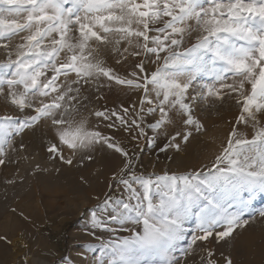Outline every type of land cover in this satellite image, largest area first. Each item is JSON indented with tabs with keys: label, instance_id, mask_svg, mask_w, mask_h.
I'll use <instances>...</instances> for the list:
<instances>
[{
	"label": "snow or ice",
	"instance_id": "1",
	"mask_svg": "<svg viewBox=\"0 0 264 264\" xmlns=\"http://www.w3.org/2000/svg\"><path fill=\"white\" fill-rule=\"evenodd\" d=\"M0 51V95L31 110L22 119L0 116V165L9 148L16 151L13 138L42 121L57 139L50 158L72 165L80 154L82 165L97 145L124 157L112 176L124 195H106L91 210L99 264H187L197 249L206 252L204 264H218L205 242L264 221V208L253 207L254 194H264V0H0ZM129 57L140 59L126 75L109 64ZM113 85L142 92L139 107H95ZM228 100L239 115L226 143L210 164L184 174H137L129 152L100 130V122L138 130L136 139L149 117L158 115L150 126L159 130L178 115L187 143L207 131L194 106ZM239 125L251 128L250 138ZM169 146L180 147L162 151Z\"/></svg>",
	"mask_w": 264,
	"mask_h": 264
},
{
	"label": "rangeland",
	"instance_id": "2",
	"mask_svg": "<svg viewBox=\"0 0 264 264\" xmlns=\"http://www.w3.org/2000/svg\"><path fill=\"white\" fill-rule=\"evenodd\" d=\"M4 58L0 51V61ZM139 59L129 57L122 64L109 60V64L123 76L135 70ZM147 68L153 71L155 65L148 64ZM103 92L105 98L94 102L97 108L104 105L138 108L142 95L140 91L118 85ZM193 110L207 131L193 132L187 143L183 140L187 129L178 115L159 130L150 126L155 124L158 115L149 117L143 125L145 134L136 139L133 137L138 130L114 131L104 127V122H100V130L112 135L114 142L129 152L137 174H184L211 163L226 143L239 115V107L232 100L223 104L202 101ZM29 113L30 109L20 112L0 95V116L22 119ZM96 123L93 117L91 124ZM237 127L251 137V128ZM54 142H57L54 128L50 122L42 121L13 138L16 151L9 148L6 163L0 165V264H99L100 240L92 235L91 210L106 195L113 198L124 195L123 186L112 180L113 174L119 175L124 157L107 146L97 145L92 160H84L81 165L77 154L73 164L67 165L58 158H50L52 154L47 148ZM170 143L179 144V149L169 146L162 151ZM63 151L65 157L71 155L66 147ZM37 164L41 170L34 173ZM253 207L264 208V194H254ZM194 227V221L187 225L188 229ZM96 235L104 240L111 238L108 232L96 231ZM205 247L214 251L212 259L218 264H224V257L231 258L233 264H264V221L257 217L224 241L210 238ZM201 257H206V252L197 249L188 257L187 264H204Z\"/></svg>",
	"mask_w": 264,
	"mask_h": 264
}]
</instances>
